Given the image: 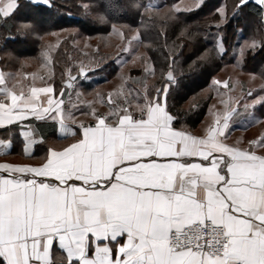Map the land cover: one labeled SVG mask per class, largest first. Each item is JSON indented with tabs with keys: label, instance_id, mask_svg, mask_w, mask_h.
Instances as JSON below:
<instances>
[{
	"label": "snow or ice",
	"instance_id": "obj_1",
	"mask_svg": "<svg viewBox=\"0 0 264 264\" xmlns=\"http://www.w3.org/2000/svg\"><path fill=\"white\" fill-rule=\"evenodd\" d=\"M29 3L56 7L53 0ZM79 7L85 18L108 25L126 41L123 53L133 41L143 44L140 28L155 27L158 21L162 28L179 26L180 31L167 66L159 69L162 86L149 90L143 77L135 78L144 85V94L137 93L131 109L126 97L120 103L112 99L124 95V85L133 79L118 74L122 83L117 90L97 93L102 99L107 95L108 111L100 113L89 104L82 112L90 117L88 123L76 124L65 106L64 97L70 102L73 94L78 99L82 95L71 68L62 74L59 90L53 81L17 93L15 86H8L12 74L4 69L19 56L7 48L0 53V128L19 131V154L26 161L0 163V264H264V132L251 140L226 142L235 119L264 125V118L256 115L258 107L264 108V71L259 74L260 89L246 93L251 100L234 101L239 108L225 103L223 113L209 108L212 119L199 134L183 123L177 126L180 117L167 103L185 73L175 49L206 39L201 29H215L213 45L189 63V74L229 54L224 29L236 21L239 40L231 49L233 67L256 79L245 65L249 55L264 50V0H231L230 6L214 8L208 0H189L183 7L137 0L140 27L135 29L109 16L122 10L116 0H105L100 12L94 11L91 0H80ZM20 9V0H0V25H7ZM247 10L254 14L255 25L245 34L240 20L248 16ZM180 13L203 16L186 22ZM45 24L17 21L15 32H7L4 39L41 43L48 31ZM132 32L136 34L129 38ZM53 47L42 45L41 56L49 63ZM136 58L133 52V64ZM149 59L141 58V71L154 76ZM116 62L119 67L127 63L120 64L119 56ZM78 72L87 79L83 67ZM198 107L192 102L188 111ZM36 121H51L64 142L49 144ZM13 144L10 135L0 141V155H10ZM54 248L59 250L55 255Z\"/></svg>",
	"mask_w": 264,
	"mask_h": 264
},
{
	"label": "trees",
	"instance_id": "obj_2",
	"mask_svg": "<svg viewBox=\"0 0 264 264\" xmlns=\"http://www.w3.org/2000/svg\"><path fill=\"white\" fill-rule=\"evenodd\" d=\"M181 1L183 0H162L158 5L161 7L164 5H176ZM116 2L122 6V10L116 16L109 13V16L114 22L131 26L134 29L140 27V12L134 7L137 0H116ZM138 2L145 3L147 0H138ZM53 3L56 7L45 8L42 4H31L29 1L20 0L21 9L18 15L14 19H11L7 25H0V53H3L4 49L7 48L8 50H14L19 56V61L11 62L4 69L5 74L11 73L13 75L14 70L20 67L19 62L21 60L36 61L41 65L46 63V60L41 56L42 45L46 43L44 40L45 37L52 35L51 33L53 32L70 31L72 34L62 38L58 43V47H53V62H48V68L52 70V78L50 81H54L56 89L58 90L60 88L62 74L66 72L67 68L72 69L73 75H77L79 73L78 69L83 67L89 71L88 75H91L93 77L92 79L98 75L102 76V80L98 81L97 85L104 81L113 80L119 73V67L116 62V57L119 56L118 52H104L99 49L94 54H91V56H86L87 54L73 43L75 40L84 37L112 36L110 27L106 24L101 25L99 22L94 23L90 17L85 18L79 7L80 0H53ZM152 3L155 4L154 0ZM91 4L96 12L105 10V0H91ZM208 4L211 8L223 4L230 6L231 0H208ZM208 11L209 9H204L203 13ZM69 12L71 15H69ZM203 13L201 16H198L196 13H180V16L184 21L191 22L194 19H201ZM247 14L248 16L246 18L240 20L241 25L245 28V34L251 32L255 25L254 14L250 10H247ZM22 20H42L46 22L45 27L48 31L45 32V37L41 43L30 41L22 42L19 40L13 42L4 39L7 32H15L16 22ZM160 25L161 22L158 21L155 27L149 25L147 28H140L143 44L140 42L139 44L150 46L145 47V51L150 58L152 66L154 65L156 69V74L154 76L152 75L151 84L148 86L149 90L154 85L159 84L162 86L159 69L162 66H167L168 61L166 57L170 55L180 31L179 26L162 28ZM235 27L236 21H233L232 24L224 29V40L230 50L229 54L223 58H217L210 68H206L200 72L189 74L187 72L188 65L204 47H211L213 45L214 28H210L207 31L201 29L204 36L207 37L206 39L202 36L191 46L185 44L182 48L175 49L180 61V67L185 70L184 75L179 77V88L172 90L167 100L172 112L180 117L176 122L177 126L183 123L190 130H195L205 118L209 104L215 96V85H212L210 81L215 79L216 73L223 67L233 65L234 63L231 49L239 40L238 34L234 31ZM3 63V61H0V66H3ZM245 70L247 73L257 74L259 78L261 71H264V50L257 52L255 56H248ZM177 72L179 73V69H177ZM80 80L81 78L79 77L78 82ZM97 85L90 86L86 83L82 84L83 90L87 92L95 90ZM204 90H209V93L206 96H200L193 100L194 103L199 105L197 109L189 112V108H184V104L187 101L195 98V96ZM259 114L264 118V108H259ZM35 125L44 133L48 140L56 136L57 130L52 127L51 123H35ZM1 132L6 133L7 131L4 130ZM11 137L14 141L13 149L10 155L4 157L18 156L21 158L19 154L21 151L20 137L18 134H13ZM36 151L38 155H42V146L38 145Z\"/></svg>",
	"mask_w": 264,
	"mask_h": 264
},
{
	"label": "rangeland",
	"instance_id": "obj_3",
	"mask_svg": "<svg viewBox=\"0 0 264 264\" xmlns=\"http://www.w3.org/2000/svg\"><path fill=\"white\" fill-rule=\"evenodd\" d=\"M153 2V0H152ZM155 4H160L162 0H154ZM189 0H183L181 1L178 5L180 7H183L185 3H188ZM72 34L70 31H63L56 33L55 35H50L48 37H45V42L47 44H51L54 47L58 45L60 40L62 38H65ZM135 32H132L129 34V37L131 35H135ZM123 40L121 37H118L116 35L112 36H99V37H92V38H80L75 40L73 43L75 46L79 47L82 51H84L87 55L86 56H91V54H94L97 50L101 49L104 52H118L119 57H120V64H124L125 61L127 63L123 67H119V75H123L125 78H128L131 76L133 79H129L127 81V84L124 85V95L122 96H115L113 95L112 99L117 101V103L123 102L125 100V97L127 98V103L130 105L131 109L135 108V104L137 102V93L140 94L142 97L144 94V85L141 83L137 82L135 78L138 77H143L147 87L151 84L152 81V75L142 73L141 71V58L144 56H147V53L145 51V46L139 44V41H133L132 42V47L130 48L128 53H123L120 51L121 46L126 44V41ZM136 52L137 53V58L135 60V63H132V53ZM48 61L44 64H39L36 61H27V60H21L19 62L20 67L15 69L13 72V75L9 78V84H11V87L15 86L16 91L19 93L21 90H23L25 93H27L32 86L36 87H41V86H46L47 83H50V79L52 78V70L48 68ZM149 68L151 70L152 64L149 59ZM88 71V70H87ZM89 74V71L87 75ZM117 76L110 81H104L101 82L100 84L97 85V82L102 80V76H94L95 78L92 79L93 77L91 75L87 76V79H84L83 77H80L81 80L78 82V88L76 91H79L82 93V95L79 97V99L73 94L70 98L69 102V97H64L66 101V107L70 108L71 111L74 113L75 116V123H88L90 121V117L86 115L79 116L80 113L87 111L88 110V105L91 104L95 109L100 112V113H105L108 111V108L110 105L108 104V97L105 95L103 99L101 98L100 95L97 93L101 94H107L110 92H114V90L118 89V86L121 85L122 81L118 78ZM79 75V73H78ZM43 77V79H41ZM218 78L219 80H228L229 87L231 96L233 101L236 99H240V96L242 95L241 91L242 90H248V89H253V90H259L262 84V81L260 78L256 77V79H253L250 75L248 74H241L239 69H236L233 67V65H228L223 67L218 73H216L215 79ZM86 83L90 86H96L97 88L93 91L87 92L83 90L82 84ZM216 88L218 85L215 86ZM59 90V88H58ZM216 90V89H215ZM72 91V90H71ZM209 93V90H204L202 91L199 95L195 96V98H191V100L187 101L184 104V108L188 109L189 104L193 102L194 99L200 97V96H206ZM226 91H221L219 90L217 92V96L219 97L220 95H225ZM71 104H77L79 107L78 108H71ZM214 106V107H213ZM219 100L217 99H212V101L209 104V107L207 109V114L208 117L211 118V113H209V108H212V112L218 110L219 107ZM205 116V121L208 120V117L206 118ZM209 118V119H210ZM203 119V120H204ZM71 122V121H70ZM205 123L203 121L200 123L199 127L195 130H193L195 133H200L202 127L204 126ZM261 131H256L255 133H248V134H238L234 136L230 141L232 143H235L237 140H251L254 137L258 136V133ZM49 144H53L54 146L58 147L60 144H57L53 140H49ZM240 146H244L241 144ZM8 162H11L13 164H18V163H24L26 161L22 160L18 156H10L6 159H4ZM34 162V161H33Z\"/></svg>",
	"mask_w": 264,
	"mask_h": 264
},
{
	"label": "crops",
	"instance_id": "obj_4",
	"mask_svg": "<svg viewBox=\"0 0 264 264\" xmlns=\"http://www.w3.org/2000/svg\"><path fill=\"white\" fill-rule=\"evenodd\" d=\"M25 1H29V0H25ZM257 77V76H256ZM217 80H219L218 78H216ZM219 81H221V83L220 84H218V87L216 88L215 87V96H214V99H217V100H219V109L218 110H216V111H214L213 113H223L226 109H225V103H227L229 106H236V107H240V105H238V104H236V105H233V100H231L232 99V96H231V93H230V90H229V87H231L230 85H229V81L228 80H226V82L228 83V87H225L224 86V83L223 82H225L224 80H219ZM10 82H9V80H8V86L9 87H11V84H9ZM216 86V85H215ZM0 87H3V86H0ZM219 90H221V91H226V93H225V95H220L219 97L217 96V92L219 91ZM249 90H251V89H248V90H242L241 91V93H242V95L240 96V98L241 97H244L245 99H247V100H251L252 98L251 97H247L246 96V93L249 91ZM253 90V89H252ZM69 91H71V90H69ZM29 92V91H28ZM27 92V93H28ZM18 93V92H17ZM27 93H25V94H27ZM255 94V93H254ZM42 99H43V97H42ZM238 100H240V99H238ZM235 101H237V99L235 100ZM208 114H210V113H208ZM83 114L82 113H80V115L79 116H82ZM256 115L258 116V117H261L260 116V114H259V107L256 109ZM208 117V115L206 116V118ZM210 117H208V120L207 121H205V119L203 120V123H205L204 125H206L211 119H212V114H211V118L209 119ZM261 118H263V117H261ZM35 123H43L42 121H36ZM49 123H51V121H49ZM72 123L73 122H69V124H70V126H72ZM76 124H78L77 122H76ZM245 125H246V127H245ZM13 128H15V125H13L12 126ZM199 127V126H198ZM197 127V128H198ZM196 128V129H197ZM5 129H3V128H0V141H3V140H5L9 135L10 136H12L13 134H18L19 135V131L17 130V131H14V132H11V133H9V132H6V133H2L1 131H4ZM256 131H261V132H264V125H260V124H255V125H253L251 122H249V121H247V120H245L243 117H240V118H238V119H235L233 122H230V128L228 129V132H227V136H228V139H227V143H229V144H233L230 140L234 137V136H236V135H238V134H248V133H255ZM260 132V133H261ZM260 133H258V134H260ZM194 134H199V133H195L194 132ZM49 140H53V141H55L57 144H61L62 142H64L63 140H62V136H61V134L60 133H56V136L55 137H53V138H51V139H49ZM48 140V141H49ZM14 145V144H13ZM38 146V145H37ZM242 147V146H241ZM0 151H2V150H0ZM7 157H4V155H0V163H3V162H8V161H6V160H4V159H6ZM9 163H11V162H9ZM59 252V250L58 249H56V248H54V253H58Z\"/></svg>",
	"mask_w": 264,
	"mask_h": 264
},
{
	"label": "water",
	"instance_id": "obj_5",
	"mask_svg": "<svg viewBox=\"0 0 264 264\" xmlns=\"http://www.w3.org/2000/svg\"><path fill=\"white\" fill-rule=\"evenodd\" d=\"M86 71H87V70H86ZM87 73H88V71H87ZM76 76L79 78V75H78V74H77Z\"/></svg>",
	"mask_w": 264,
	"mask_h": 264
}]
</instances>
